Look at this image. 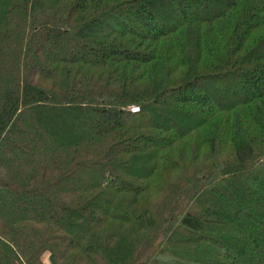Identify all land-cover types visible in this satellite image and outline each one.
<instances>
[{"label":"trees","instance_id":"1","mask_svg":"<svg viewBox=\"0 0 264 264\" xmlns=\"http://www.w3.org/2000/svg\"><path fill=\"white\" fill-rule=\"evenodd\" d=\"M0 264H264V0H0Z\"/></svg>","mask_w":264,"mask_h":264},{"label":"rangeland","instance_id":"2","mask_svg":"<svg viewBox=\"0 0 264 264\" xmlns=\"http://www.w3.org/2000/svg\"><path fill=\"white\" fill-rule=\"evenodd\" d=\"M48 49H49V50H52V49H50V48H46V49H45V52H44V53H45V55H47V54H48V52H49V50H48ZM57 52H58V50H52V54H53V53H57ZM29 133H30V132H29ZM27 150H28V149H26V151H27ZM26 151H25V152H26ZM28 151H29V150H28ZM16 153H17V152H16ZM17 154H19V153H17Z\"/></svg>","mask_w":264,"mask_h":264}]
</instances>
